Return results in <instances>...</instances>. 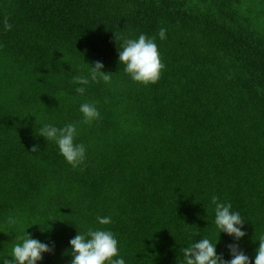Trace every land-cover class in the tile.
Here are the masks:
<instances>
[{"label": "trees", "instance_id": "1", "mask_svg": "<svg viewBox=\"0 0 264 264\" xmlns=\"http://www.w3.org/2000/svg\"><path fill=\"white\" fill-rule=\"evenodd\" d=\"M141 34L164 65L154 84L118 63L123 42ZM94 61L111 80H90L80 95L73 77ZM82 103L100 118L84 123ZM69 123L86 148L77 168L39 136ZM212 195L239 212L238 244L254 258L264 235V0H0V256L27 231L54 245L38 264H69L77 231L103 228L126 264H183L200 238L219 240L230 259Z\"/></svg>", "mask_w": 264, "mask_h": 264}, {"label": "clouds", "instance_id": "2", "mask_svg": "<svg viewBox=\"0 0 264 264\" xmlns=\"http://www.w3.org/2000/svg\"><path fill=\"white\" fill-rule=\"evenodd\" d=\"M4 28L9 30L11 25L5 21ZM165 36L166 30L161 28L159 38L164 39ZM118 63L124 66L125 73L134 82L144 85L156 83L164 68L155 39L143 34L136 39H127L123 42L118 49ZM104 67L101 61H94L87 76L73 77V83L80 85L75 91L83 95L86 91L84 86L88 85L90 80L109 83L111 72H105ZM79 111L83 114L84 123H91L100 118L94 103H82ZM76 135L77 127L71 123L63 127L45 124L40 128L39 133V136L46 141H53L57 145L60 154L73 168L83 164L86 158L85 146L75 143ZM31 152H40L39 145H33ZM211 203L215 206L214 224L219 237L223 233L234 241L227 245L231 258L225 259L222 253H217L219 240L214 243L208 238H200L183 248V264H264V235L258 239L254 258H250L238 244V241L246 235L243 230L245 221L239 212L232 210L231 203L221 202L215 195L211 196ZM96 220L99 225L111 223L110 216H98ZM7 223L15 225L17 223L15 216L10 215ZM16 240L10 255L0 256V264H38L44 254H51L54 251V245L33 238L27 231L23 236H17ZM69 245L68 254L71 256L69 264H126L124 258L119 255L118 240L110 230L88 228L83 233L77 231V234L69 240Z\"/></svg>", "mask_w": 264, "mask_h": 264}]
</instances>
